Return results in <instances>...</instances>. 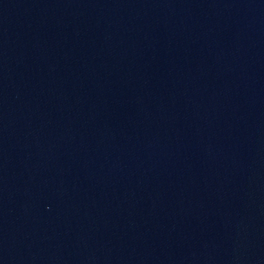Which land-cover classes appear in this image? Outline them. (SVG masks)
<instances>
[{
  "label": "water",
  "instance_id": "95a60500",
  "mask_svg": "<svg viewBox=\"0 0 264 264\" xmlns=\"http://www.w3.org/2000/svg\"><path fill=\"white\" fill-rule=\"evenodd\" d=\"M0 226L63 264H264V0H0Z\"/></svg>",
  "mask_w": 264,
  "mask_h": 264
}]
</instances>
